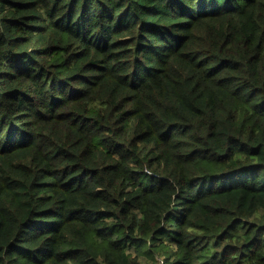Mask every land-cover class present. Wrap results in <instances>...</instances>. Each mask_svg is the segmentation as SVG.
<instances>
[{
    "label": "trees",
    "instance_id": "1",
    "mask_svg": "<svg viewBox=\"0 0 264 264\" xmlns=\"http://www.w3.org/2000/svg\"><path fill=\"white\" fill-rule=\"evenodd\" d=\"M0 264H264V0H0Z\"/></svg>",
    "mask_w": 264,
    "mask_h": 264
}]
</instances>
